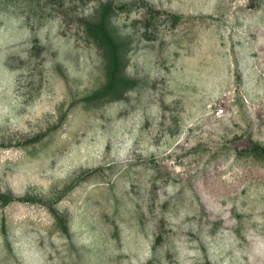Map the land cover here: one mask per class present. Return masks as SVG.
I'll use <instances>...</instances> for the list:
<instances>
[{
    "label": "rangeland",
    "instance_id": "1",
    "mask_svg": "<svg viewBox=\"0 0 264 264\" xmlns=\"http://www.w3.org/2000/svg\"><path fill=\"white\" fill-rule=\"evenodd\" d=\"M0 264H264V0H0Z\"/></svg>",
    "mask_w": 264,
    "mask_h": 264
},
{
    "label": "trees",
    "instance_id": "2",
    "mask_svg": "<svg viewBox=\"0 0 264 264\" xmlns=\"http://www.w3.org/2000/svg\"><path fill=\"white\" fill-rule=\"evenodd\" d=\"M133 2H122L115 4L113 1L100 2L96 7L98 17L94 20L80 19V28L92 41L99 44L105 50L107 64V81L96 93L88 96V99H99L102 97H117V95L131 85L130 80L120 76L121 70V47L107 29V22L114 11L128 12L132 10ZM146 12L150 17L165 13L151 6H146ZM170 23H177L179 16L173 13H165Z\"/></svg>",
    "mask_w": 264,
    "mask_h": 264
},
{
    "label": "built area",
    "instance_id": "3",
    "mask_svg": "<svg viewBox=\"0 0 264 264\" xmlns=\"http://www.w3.org/2000/svg\"><path fill=\"white\" fill-rule=\"evenodd\" d=\"M221 111H222V109H218V111H217V112L219 113V112H221Z\"/></svg>",
    "mask_w": 264,
    "mask_h": 264
}]
</instances>
